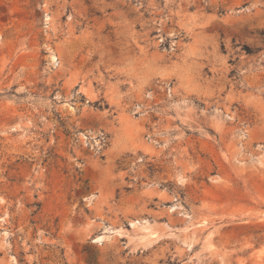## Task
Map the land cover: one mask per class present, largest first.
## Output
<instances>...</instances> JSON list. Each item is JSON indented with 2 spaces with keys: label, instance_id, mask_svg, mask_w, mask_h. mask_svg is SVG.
I'll list each match as a JSON object with an SVG mask.
<instances>
[{
  "label": "rangeland",
  "instance_id": "1",
  "mask_svg": "<svg viewBox=\"0 0 264 264\" xmlns=\"http://www.w3.org/2000/svg\"><path fill=\"white\" fill-rule=\"evenodd\" d=\"M0 264H264V0H0Z\"/></svg>",
  "mask_w": 264,
  "mask_h": 264
},
{
  "label": "trees",
  "instance_id": "2",
  "mask_svg": "<svg viewBox=\"0 0 264 264\" xmlns=\"http://www.w3.org/2000/svg\"><path fill=\"white\" fill-rule=\"evenodd\" d=\"M248 53H251L250 51H248ZM35 206L38 208L39 207V205L38 204H35Z\"/></svg>",
  "mask_w": 264,
  "mask_h": 264
}]
</instances>
